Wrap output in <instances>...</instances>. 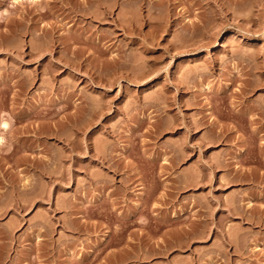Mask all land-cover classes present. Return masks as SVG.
Instances as JSON below:
<instances>
[{
    "label": "rangeland",
    "instance_id": "1",
    "mask_svg": "<svg viewBox=\"0 0 264 264\" xmlns=\"http://www.w3.org/2000/svg\"><path fill=\"white\" fill-rule=\"evenodd\" d=\"M0 136V264H264V0H0Z\"/></svg>",
    "mask_w": 264,
    "mask_h": 264
},
{
    "label": "bare ground",
    "instance_id": "2",
    "mask_svg": "<svg viewBox=\"0 0 264 264\" xmlns=\"http://www.w3.org/2000/svg\"><path fill=\"white\" fill-rule=\"evenodd\" d=\"M37 1V0H36ZM144 1V0H143ZM101 2V1H100ZM139 2H142V1H139ZM99 3V2H98ZM102 3V2H101ZM103 4V3H102ZM141 4V3H140ZM140 6V5H139ZM108 12V11H107ZM105 14V13H104ZM106 15V14H105ZM132 26V25H131ZM136 26V25H135ZM135 28V27H134ZM133 28V29H134ZM130 30H131V27H130ZM129 31V30H128ZM136 31V30H135ZM129 33H131V32H129ZM136 33V32H135ZM134 41V40H133ZM146 46V45H145ZM5 123V122H4ZM7 123V122H6ZM6 126V128H8L7 126H8V123H7V125H5ZM3 128H5V127H3ZM9 129V128H8ZM1 139H3V137H1L0 136V142L2 141Z\"/></svg>",
    "mask_w": 264,
    "mask_h": 264
}]
</instances>
